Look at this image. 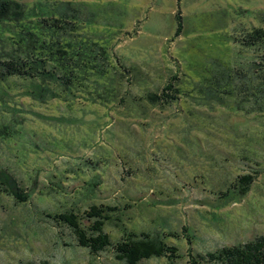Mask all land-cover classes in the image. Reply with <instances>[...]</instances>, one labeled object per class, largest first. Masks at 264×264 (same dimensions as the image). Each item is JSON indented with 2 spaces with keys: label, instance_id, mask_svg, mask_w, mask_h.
<instances>
[{
  "label": "rangeland",
  "instance_id": "1",
  "mask_svg": "<svg viewBox=\"0 0 264 264\" xmlns=\"http://www.w3.org/2000/svg\"><path fill=\"white\" fill-rule=\"evenodd\" d=\"M72 7L83 20L95 17L94 34L85 26L79 33L107 41L124 69L113 83L92 78L90 92L60 103L25 96V85L9 80L6 103L0 95V127L12 132L0 136V264H126L111 250L80 248L47 218L82 217L90 206L117 209L103 228L114 242L132 231L178 235L163 240L180 258L139 264H218L208 257L264 236V119L247 123L203 85L213 58L230 62L235 47L226 35L242 21L229 23L237 8L264 10V0H73ZM168 85L174 100L149 102ZM257 169L248 194L226 195Z\"/></svg>",
  "mask_w": 264,
  "mask_h": 264
},
{
  "label": "trees",
  "instance_id": "2",
  "mask_svg": "<svg viewBox=\"0 0 264 264\" xmlns=\"http://www.w3.org/2000/svg\"><path fill=\"white\" fill-rule=\"evenodd\" d=\"M72 2L34 0L26 4L19 0H0V95L5 103V93H10V79L25 85V96L60 103L90 92L95 85L92 78L104 77L113 83L121 74L124 67L118 54L108 52L107 41L102 44L93 36L79 33L85 26L94 34L91 25L95 17L83 20L82 12L73 8ZM236 12V18L229 23L242 21L233 25L232 33L226 35V41L235 47L230 62L213 58L206 72L203 70V85L213 95L226 96L230 108L248 123L264 119V10L239 7ZM175 93L176 88L168 85L161 95L148 100L166 104L175 99ZM0 136L12 138V132L1 126ZM260 171L237 177L226 195L248 194ZM226 195L221 194L222 197ZM116 211L115 207L90 206L82 217L66 212L52 217L47 215V218L64 225L74 235L78 246L91 254L111 250L117 261L126 264H139L151 258H180L178 249L163 240L164 237L178 238L173 232L160 238L132 231L112 241L103 228ZM187 236L191 238L188 232ZM208 258L218 264H264V236L223 248ZM199 260L192 264H198Z\"/></svg>",
  "mask_w": 264,
  "mask_h": 264
}]
</instances>
